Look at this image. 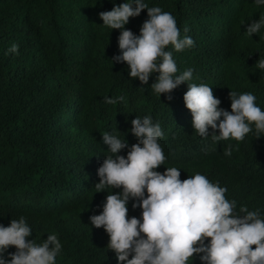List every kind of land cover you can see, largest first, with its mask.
<instances>
[{"label":"trees","instance_id":"1","mask_svg":"<svg viewBox=\"0 0 264 264\" xmlns=\"http://www.w3.org/2000/svg\"><path fill=\"white\" fill-rule=\"evenodd\" d=\"M133 0H0V225L23 217L32 229L27 238L37 244L55 234L61 251L55 264H117L107 248L109 237L89 218L102 212L108 194L96 193L97 170L108 153L102 141L110 133L137 143L131 134L135 117L159 123L158 143L165 161L154 169L180 170V179L199 173L227 189L226 199L259 210L264 219V133L253 131L242 141H213V130L201 137L183 96L188 84L212 88L219 108L231 111L229 92L251 93L264 111V26L254 35L245 30L264 17V5L254 0H143L171 13L181 38L194 46L175 52L176 75L192 69L190 81L160 97L129 78L125 63H116L120 30L103 26L99 13ZM147 10L124 26L139 35ZM18 45V54L8 49ZM171 95L169 101L166 96ZM123 96L115 105L105 97ZM219 135L218 130L215 133ZM231 148V155H224ZM128 149L117 155L127 156ZM147 193L145 192V197ZM128 201L129 219L141 209ZM210 241L205 240V244ZM254 247V246H253ZM16 249L9 247L5 259ZM131 255L129 259H131ZM188 264H201L195 254Z\"/></svg>","mask_w":264,"mask_h":264},{"label":"clouds","instance_id":"2","mask_svg":"<svg viewBox=\"0 0 264 264\" xmlns=\"http://www.w3.org/2000/svg\"><path fill=\"white\" fill-rule=\"evenodd\" d=\"M254 2L264 5V0ZM143 10H147L148 18L137 36L124 26ZM99 18L103 26L120 30V54L112 61L125 63L130 79L146 85L150 75L158 73L150 89L159 97L192 79V69L176 75L172 51L166 50L171 46L175 52H182L194 46L191 37L181 38L171 13L149 7L143 0H133L99 13ZM262 26L264 17L250 23L245 32L252 36ZM8 51L18 54V45L13 44ZM256 67L264 70V58L256 62ZM187 86L183 101L191 113L192 127L201 137H208L211 128L213 141H242L253 131V125L257 138L264 133V111L256 105L253 94L229 92V112L219 108L221 101L211 87L195 83ZM166 98L170 101L172 96ZM123 99L105 97L103 102L115 105ZM131 125V134L137 139L131 147L124 138L102 135L110 154L97 170L96 193L106 188L122 192L108 194L102 212L89 218L92 226L103 228L108 235L107 248L115 253L117 264H188L195 254L200 255L201 264H264V219L259 210L241 206L236 213V201L225 197L227 189L199 173L182 181L176 167L166 168L162 174L154 171L165 161L158 143L163 136L161 126L149 116L135 117ZM217 130L219 135L215 134ZM123 149H128L126 157L117 155ZM224 155H231L230 147ZM130 199L138 201L132 208L141 209L140 219L128 218ZM31 234L23 217L11 219L7 227L0 225V264H55L62 247L57 235H48L37 244L27 239ZM205 240L210 242L205 244ZM9 247L16 251L5 259Z\"/></svg>","mask_w":264,"mask_h":264}]
</instances>
